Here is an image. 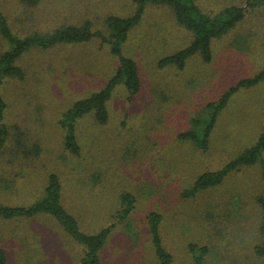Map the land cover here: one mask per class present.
Returning <instances> with one entry per match:
<instances>
[{
  "label": "rangeland",
  "instance_id": "374dc122",
  "mask_svg": "<svg viewBox=\"0 0 264 264\" xmlns=\"http://www.w3.org/2000/svg\"><path fill=\"white\" fill-rule=\"evenodd\" d=\"M0 1L19 35L86 20L95 30L104 29L108 16H130L136 8L135 0ZM196 1L211 14L246 2ZM191 39L192 32L176 21L170 7L146 5L122 44L123 53L139 66L141 90L130 95L117 86L106 124L92 113L77 120L81 156L65 147L60 119L75 101L105 86L118 58L98 37L25 52L18 61L25 80L8 77L0 85L10 129L0 148V205L29 204L42 194L47 175L57 172L66 207L82 227H111L101 252L105 264H159L147 221L152 211L163 215L161 232L174 264H198L203 245L208 247L204 264H264L255 250L263 242L258 199L264 196V151L263 162L231 172L220 185L183 194L201 173L221 168L260 136L264 82L233 95L218 115L206 151L180 137L225 89L264 69V15L250 8L242 23L214 41L211 61L196 54L182 69L160 64ZM9 47L0 38V54ZM35 144L41 146L39 156L33 153ZM123 193L135 202L128 217L119 219ZM0 250L6 251L7 264H78L82 254V246L54 218L37 215L0 217Z\"/></svg>",
  "mask_w": 264,
  "mask_h": 264
},
{
  "label": "trees",
  "instance_id": "16d2710c",
  "mask_svg": "<svg viewBox=\"0 0 264 264\" xmlns=\"http://www.w3.org/2000/svg\"><path fill=\"white\" fill-rule=\"evenodd\" d=\"M28 4H38L42 0H25ZM245 3L226 4L216 13L204 10L196 0H135L136 8L130 16L110 15L105 19L104 29L95 30L93 22L86 20L82 24H66L50 32H35L19 35L13 31L8 17L0 1V38L11 44L7 50L0 54V85L8 77L25 80V68L19 65V59L31 48L48 49L61 43H83L100 38L108 46L109 52L118 58V67L107 81L105 86L91 95L75 101L63 114L60 125L65 130L64 144L73 156H81L82 146L76 131L78 119L91 115L99 124H106L110 120L109 101L117 86H124L130 95L137 94L142 87V79L137 62L123 53L122 44L128 39L133 28L143 18L148 3H159L170 7L176 21L192 32L191 42L174 53L165 55L160 64L162 66L174 65L184 68L193 55H200L204 61H211L214 56V41L222 38L242 23L250 8H259L264 15V0H245ZM264 82V69L251 77H244L225 89L217 100L210 102L205 117H196L192 127L181 133L180 137L191 139L203 151H206L210 142V135L217 123L220 111L227 106L233 95L240 88H250ZM8 104L0 90V148L5 146L10 135L6 123ZM203 121V122H202ZM33 153L41 154V146L35 144ZM264 129L253 144L245 148L238 155L226 162L221 168L201 173L191 187L184 190V196H193L202 189L217 186L233 171L247 165L263 162ZM264 171V170H263ZM264 175V172H263ZM135 197L129 193L122 194V203L118 208L119 219L128 217L133 209ZM258 202L262 209L260 234L263 242L255 247L257 254L264 256V196ZM51 216L63 230L70 234L82 246V254L78 264H105L101 252L111 233V227H103L99 231H86L79 218L71 212L64 202L63 184L60 174L50 172L45 180L42 194L29 204L0 205V217L4 219H23L33 216ZM150 227L153 247L159 264H174L173 256L164 244L161 232L163 215L152 211L147 217ZM193 249L194 246L192 247ZM197 263L204 264V255L208 247H199ZM8 256L5 250H0V264H7ZM203 260V261H202Z\"/></svg>",
  "mask_w": 264,
  "mask_h": 264
}]
</instances>
